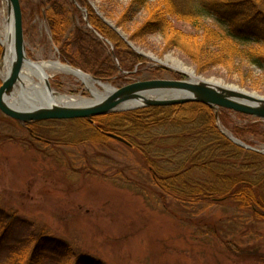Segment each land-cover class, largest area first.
I'll use <instances>...</instances> for the list:
<instances>
[{"label":"rangeland","instance_id":"obj_1","mask_svg":"<svg viewBox=\"0 0 264 264\" xmlns=\"http://www.w3.org/2000/svg\"><path fill=\"white\" fill-rule=\"evenodd\" d=\"M67 1L69 26L63 29L62 42H74L75 29L79 27L100 38L108 52L116 50L113 41L103 37L90 22L91 12L103 20L101 14L113 25L103 20L125 49L143 57L134 61L129 55L125 56L126 60L113 55L123 78L103 82L120 88L138 80H188L158 66L160 62L156 59L165 64L166 56L172 54L199 78L264 96V68L249 63L241 55L216 63L208 58L211 53L206 50L200 61L204 62L201 63L204 73H199L197 65L183 51L166 47L163 35L158 32L148 34L140 42L134 41L132 33L158 0H149L148 7L135 15H127L131 0H76L78 4ZM21 5L29 58L63 63L47 20L52 11L49 0H21ZM7 23L8 8L0 0V35ZM207 23L217 29L209 20ZM176 25L187 33L194 31L184 22ZM50 81L57 92L93 99L87 86L73 75L57 74ZM231 115L240 128L259 123L264 131L263 121L238 113ZM6 118L0 113V206L10 212L17 211L21 219L27 220L18 221L22 226L17 227V235L46 228L49 234L71 244L77 255L86 254L106 264H264V258L234 254L215 236L205 235L207 227L202 225L220 228L228 235L226 240L238 244L242 250L259 246L264 252V219L257 221L253 214L227 201L207 208L198 204L184 209L181 203L170 199L165 207L154 193L153 176L140 164L139 155L118 141L109 139L98 146L59 144L55 138L64 137L69 142L86 138L80 120L43 122L41 127L34 128L36 138L32 131ZM219 126L235 135L224 128L221 119ZM247 140L264 151V135L250 134ZM72 259L69 264H73Z\"/></svg>","mask_w":264,"mask_h":264},{"label":"trees","instance_id":"obj_2","mask_svg":"<svg viewBox=\"0 0 264 264\" xmlns=\"http://www.w3.org/2000/svg\"><path fill=\"white\" fill-rule=\"evenodd\" d=\"M49 2L52 11L47 20L63 61L92 72L104 81L117 82L123 77L113 55L123 60L126 55L134 61L143 60L132 50L125 49L124 43L117 42L111 28L91 12L90 22L103 37L113 41L116 50L108 52L100 38L79 27L75 29L74 42H62L63 29L69 26L68 1ZM148 4L149 0H131L127 15H135ZM207 20L217 29L206 24ZM177 22L186 23L194 31L187 33L176 25ZM157 32L163 35L166 47L183 51L197 65L199 73H204L201 66L204 62L200 61L206 50L211 53L208 58L216 63L241 55L249 63L264 68V0H158L155 7L148 9L146 19L131 38L140 42L148 34ZM1 53L0 45V56ZM1 83L0 79V86ZM232 113L221 110L224 128L253 146L247 136L264 135L261 125L251 123L240 128L233 122ZM5 120L17 123L9 117ZM77 120L83 124L86 138L74 142L64 137L55 138L59 144L98 146L109 140L107 132L124 137L132 146L118 144L139 155L140 164L153 176L154 193L165 207L170 199L184 207L200 204L204 208L227 201L253 214L257 221L264 219V154L231 141L219 128L209 106L189 102L98 116L94 124L87 119ZM42 124L36 125L41 127ZM18 221L27 222L17 211L10 212L0 206V264H69L72 258L73 264H106L86 254L77 255L71 244L49 234L46 228L17 235V227L22 226ZM202 225L207 227L205 235L215 236L234 254L264 258L259 246H247L242 250L238 244L226 240L228 235L220 228Z\"/></svg>","mask_w":264,"mask_h":264},{"label":"water","instance_id":"obj_3","mask_svg":"<svg viewBox=\"0 0 264 264\" xmlns=\"http://www.w3.org/2000/svg\"><path fill=\"white\" fill-rule=\"evenodd\" d=\"M8 8V24H11L9 29L10 40L13 42L14 55L12 58V65L9 75L3 79L0 86V111L4 116L9 117L26 127L52 120H73V119H87L91 123H95L93 118L108 115L112 113L125 112L145 107H161L180 105L189 102H198L209 106L216 117L219 126L221 110H230L236 113L249 115L259 118L264 121V96L256 93H250L231 85H224L215 80H207L197 77V79L182 73L174 67H168L160 60L158 66L174 73H178L189 79H165L155 78L149 80H138L133 83L124 85L120 88L114 87L109 82H103L101 78L92 76L76 68L68 63L70 68L79 71L82 74L88 75L100 84L101 88L105 90L106 94L97 96L92 91V98L83 97L85 100H91L93 103L87 106H59L35 105L27 100L19 99L12 100V96L16 87L19 86L21 75L25 64H38L37 61L29 58L26 49V41L24 34V18L21 0H3ZM77 4V1L74 0ZM87 11L86 9H84ZM100 14V12H98ZM100 16H102L100 14ZM103 20L113 27L103 16ZM92 30L95 29L92 27ZM108 41V40H107ZM109 42V41H108ZM3 51L0 56L2 63L5 58L6 49L2 41ZM158 61V59H156ZM64 64V63H63ZM1 66V64H0ZM49 89L52 88L51 81L47 79ZM109 84V85H107ZM109 86L107 89L105 86ZM61 93V92H60ZM155 96V97H153ZM11 101V102H10ZM220 127V126H219ZM221 131L234 143L243 148L259 151L236 138L235 135L228 133L221 128ZM112 139H115L127 146L132 144L124 137L113 132L105 133Z\"/></svg>","mask_w":264,"mask_h":264},{"label":"bare ground","instance_id":"obj_4","mask_svg":"<svg viewBox=\"0 0 264 264\" xmlns=\"http://www.w3.org/2000/svg\"><path fill=\"white\" fill-rule=\"evenodd\" d=\"M10 28L11 24L7 23L5 32L1 33L2 35H0V40L2 41L4 48L6 49L5 58L2 61L1 68V76L3 79H5L10 73L12 58L15 54L13 42L10 40ZM165 64H168V67H174L180 72L186 73L188 74V76L197 79L196 72L192 68L187 67L184 62L176 58V56L174 57L172 54H168L166 56ZM169 64H172V66H169ZM57 74L75 76L97 96H104L106 94L105 90L101 88L100 84H98L97 81H95L93 78L91 79L90 76L73 70L68 65L60 62V60H50L41 61L38 62V64H32L29 62L25 64L19 86L16 87V90L11 97L12 100L24 99L32 104L40 106H87L95 102H92L91 100H85L82 96L60 93L53 88L49 89L47 85V79L50 82V79ZM107 85L105 86L106 91L110 88Z\"/></svg>","mask_w":264,"mask_h":264},{"label":"flooded vegetation","instance_id":"obj_5","mask_svg":"<svg viewBox=\"0 0 264 264\" xmlns=\"http://www.w3.org/2000/svg\"><path fill=\"white\" fill-rule=\"evenodd\" d=\"M30 131H32V129H30ZM32 136L38 138V136H36V135L33 133V131H32ZM39 138H40V137H39ZM39 140H40V139H39Z\"/></svg>","mask_w":264,"mask_h":264}]
</instances>
